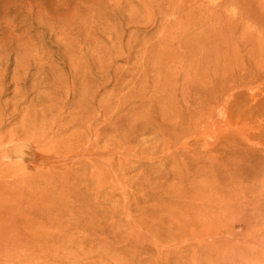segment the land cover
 <instances>
[{
    "label": "rangeland",
    "instance_id": "rangeland-1",
    "mask_svg": "<svg viewBox=\"0 0 264 264\" xmlns=\"http://www.w3.org/2000/svg\"><path fill=\"white\" fill-rule=\"evenodd\" d=\"M0 264H264V0H0Z\"/></svg>",
    "mask_w": 264,
    "mask_h": 264
},
{
    "label": "bare ground",
    "instance_id": "bare-ground-1",
    "mask_svg": "<svg viewBox=\"0 0 264 264\" xmlns=\"http://www.w3.org/2000/svg\"><path fill=\"white\" fill-rule=\"evenodd\" d=\"M95 97L93 96L90 100V107L86 114L81 115L78 117V120L75 122V126L78 127V133H71L68 137L65 138L66 133L57 130L56 132L51 131V128L45 130L43 128L41 130L42 133H39L44 140H48L44 143L43 147L47 152L46 155L42 158L43 167L41 169L36 170V175L38 179L42 180L45 185L51 182L50 176L52 173L51 171L54 170L53 168L48 167L51 164L52 159H56L60 155L64 154L66 157L70 155L72 158H81V157H92L94 156V152L90 153L92 149L97 148V142H99L100 137L103 138L105 141V153L103 156H100L99 159L103 161L105 171H107V132L109 129V115L108 109L106 105H101L100 110L103 118V127L102 129L97 128L95 122L97 121L96 111L97 109L94 108ZM58 106H53V109L57 110ZM98 131L100 133H98ZM50 135V138H48ZM94 139V140H92ZM95 143V145L92 144ZM99 156V155H98ZM96 158V155L94 156ZM79 165L90 164L89 167L92 165L97 166V161H90L89 163H85L83 161L78 162ZM80 166V167H81ZM85 167V168H86ZM104 170V169H103Z\"/></svg>",
    "mask_w": 264,
    "mask_h": 264
}]
</instances>
